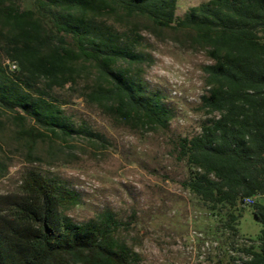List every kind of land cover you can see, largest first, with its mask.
Instances as JSON below:
<instances>
[{"label":"rangeland","instance_id":"374dc122","mask_svg":"<svg viewBox=\"0 0 264 264\" xmlns=\"http://www.w3.org/2000/svg\"><path fill=\"white\" fill-rule=\"evenodd\" d=\"M209 1L177 0L175 19ZM11 3L35 12L44 37L53 31V13L89 22L91 35H104L118 48L113 72L126 75L167 118L165 128L143 126L93 101L89 94L100 79L91 62H79L73 86L22 85L26 75L6 51L12 34L0 14V194L20 192L30 172L54 180L79 196L80 203L64 211L74 222L100 221L105 213L121 222V238L136 253L131 264H243L244 249H259L263 226L254 210L264 196L243 200L235 236L228 223L239 210L212 209L183 186L194 168L180 159L178 141L199 135L213 116L202 97L209 89L205 69L214 61L191 33L122 11L72 19L55 7L38 10L35 0H0V7ZM25 99L50 102L60 126L53 131L25 113L18 105Z\"/></svg>","mask_w":264,"mask_h":264},{"label":"trees","instance_id":"16d2710c","mask_svg":"<svg viewBox=\"0 0 264 264\" xmlns=\"http://www.w3.org/2000/svg\"><path fill=\"white\" fill-rule=\"evenodd\" d=\"M176 2L35 0L38 10L55 7L72 19L120 11L146 16L158 26L188 31L207 51L214 64L205 69L209 89L202 102L213 116L199 135L180 138L177 148L180 159L194 168L183 186L212 209L239 210L228 223L236 236L243 200L264 196V0H210L179 20ZM0 12L12 34L6 51L26 75L22 85L73 86L79 62H91L100 79L89 94L93 101L143 126L166 127L167 112L142 97L126 75L113 72L118 48L104 35H91L89 22L65 21L56 12L53 31L44 37L34 11L11 3L1 5ZM18 105L51 130L60 126L46 99ZM79 203L77 193L34 172L27 174L20 192L0 194V264H131L136 253L121 238V222L105 213L100 221L76 223L64 211ZM254 216L263 226L261 244L244 249L243 264H264V203H255Z\"/></svg>","mask_w":264,"mask_h":264},{"label":"built area","instance_id":"2783aa9c","mask_svg":"<svg viewBox=\"0 0 264 264\" xmlns=\"http://www.w3.org/2000/svg\"><path fill=\"white\" fill-rule=\"evenodd\" d=\"M12 68H13L14 70H15V69H17V65H13V67H12Z\"/></svg>","mask_w":264,"mask_h":264}]
</instances>
